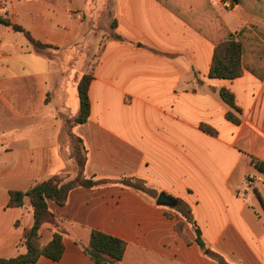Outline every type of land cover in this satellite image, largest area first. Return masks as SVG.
Masks as SVG:
<instances>
[{
	"label": "crops",
	"instance_id": "1",
	"mask_svg": "<svg viewBox=\"0 0 264 264\" xmlns=\"http://www.w3.org/2000/svg\"><path fill=\"white\" fill-rule=\"evenodd\" d=\"M165 1L183 12L208 3L234 34L249 28L251 15L232 0ZM0 16L49 46L0 24V258L25 253L34 224L29 198L10 207V192L73 180L79 144L85 175L113 183L48 201L64 253L34 264H97L84 251L94 230L126 243L121 264H219L180 205H157L161 193L191 206L208 249L228 264H264V171L252 162L264 163V80L246 69L211 78L215 45L159 0H0ZM86 74L89 118L71 123ZM221 89L233 94L239 123L227 118ZM125 178L151 194L114 183ZM54 233L44 224L40 244Z\"/></svg>",
	"mask_w": 264,
	"mask_h": 264
},
{
	"label": "trees",
	"instance_id": "2",
	"mask_svg": "<svg viewBox=\"0 0 264 264\" xmlns=\"http://www.w3.org/2000/svg\"><path fill=\"white\" fill-rule=\"evenodd\" d=\"M159 1L215 45L210 69L211 78L232 80L241 76L243 70L246 69L259 79L264 80V68L262 69V58L260 57L261 55L264 56V0H232L251 15L249 28L243 29L238 34L231 32L218 12L208 3L203 12H199L196 8L183 12L170 6L165 0ZM0 24L16 32L23 33L38 49L49 47L36 41L27 30L20 25L14 24L5 16H0ZM244 34H248L246 36H249L250 39L244 37ZM91 81V74L83 75L79 81L80 111L79 115L70 121L71 123L82 124L89 118V86ZM219 93L222 100L231 109L227 113V118L239 123L240 120L235 113H241V110L235 105L233 94L227 89H221ZM203 130L212 134L215 133L214 130L206 126H203ZM81 147L85 155L81 159L77 155L78 151L75 154L77 176L73 180L65 181L60 177H52L36 184L26 192H10V207H21L24 205L25 199L29 198L34 212V224L31 229L25 232L23 241L20 243L21 246L26 248V252L13 258H0V264H34L41 257H47L55 261H59L62 258L64 253V230L56 217L49 211L48 201L52 200L59 205H64L70 192L75 188H93L113 183L110 180L97 179L85 175L87 151L83 146ZM252 162L255 167L264 171V163L256 159H253ZM114 183H119L145 194H151V190L144 181L136 178H125ZM177 211L191 225L196 235V243L203 251L207 252V256L219 264H228L221 255L208 249L195 221L191 206L181 202ZM46 223L53 225L55 233L53 240L48 245L43 246L39 242V232ZM176 228L179 232H182V224L177 225ZM84 251L97 264H121L126 251V243L118 238L94 230L91 232L89 244L84 247Z\"/></svg>",
	"mask_w": 264,
	"mask_h": 264
},
{
	"label": "water",
	"instance_id": "3",
	"mask_svg": "<svg viewBox=\"0 0 264 264\" xmlns=\"http://www.w3.org/2000/svg\"><path fill=\"white\" fill-rule=\"evenodd\" d=\"M157 205L169 208H177L180 205V201L165 194L161 193L158 195L156 200Z\"/></svg>",
	"mask_w": 264,
	"mask_h": 264
},
{
	"label": "rangeland",
	"instance_id": "4",
	"mask_svg": "<svg viewBox=\"0 0 264 264\" xmlns=\"http://www.w3.org/2000/svg\"><path fill=\"white\" fill-rule=\"evenodd\" d=\"M77 151H78V154L76 153ZM75 154H77L78 156H80L81 159H83V157H84L85 154H84V151H83L81 145H79V144H76L75 145Z\"/></svg>",
	"mask_w": 264,
	"mask_h": 264
},
{
	"label": "built area",
	"instance_id": "5",
	"mask_svg": "<svg viewBox=\"0 0 264 264\" xmlns=\"http://www.w3.org/2000/svg\"><path fill=\"white\" fill-rule=\"evenodd\" d=\"M223 5L229 6V3L226 1V2H223Z\"/></svg>",
	"mask_w": 264,
	"mask_h": 264
}]
</instances>
